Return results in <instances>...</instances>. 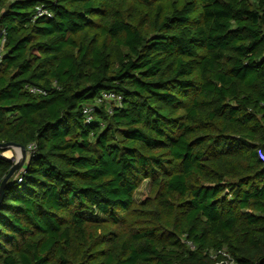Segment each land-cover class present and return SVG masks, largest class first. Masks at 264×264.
Wrapping results in <instances>:
<instances>
[{
  "label": "trees",
  "instance_id": "obj_1",
  "mask_svg": "<svg viewBox=\"0 0 264 264\" xmlns=\"http://www.w3.org/2000/svg\"><path fill=\"white\" fill-rule=\"evenodd\" d=\"M5 143L0 264H264V0H0Z\"/></svg>",
  "mask_w": 264,
  "mask_h": 264
},
{
  "label": "built area",
  "instance_id": "obj_2",
  "mask_svg": "<svg viewBox=\"0 0 264 264\" xmlns=\"http://www.w3.org/2000/svg\"><path fill=\"white\" fill-rule=\"evenodd\" d=\"M35 18H52L51 13L46 10L43 6H37L35 8ZM1 34H3V32H1ZM29 92L32 94H44V91L35 88V87H30L29 88ZM121 97L119 95H116L114 93H104L101 95V97L98 99V103H102V102H107V103H113L116 106H120L121 105ZM92 113H93V108L89 107V108H85L83 110V114L86 117V121L90 122L92 119ZM1 156L3 157V155L1 154ZM8 159V158H7ZM264 162V157L261 158ZM215 255H220L221 257L225 258L224 260V264H233L231 259L229 258V256L223 252V251H217Z\"/></svg>",
  "mask_w": 264,
  "mask_h": 264
},
{
  "label": "rangeland",
  "instance_id": "obj_3",
  "mask_svg": "<svg viewBox=\"0 0 264 264\" xmlns=\"http://www.w3.org/2000/svg\"><path fill=\"white\" fill-rule=\"evenodd\" d=\"M3 157L8 158L10 160H12L13 162L15 161H20V152L16 149H11V150H6L2 153ZM26 161V157L24 162ZM149 187H150V183L149 182H144L140 188L137 190V192L134 195V199L137 203H142L149 194ZM87 217H89L90 219H94V220H101L102 217L99 215H86Z\"/></svg>",
  "mask_w": 264,
  "mask_h": 264
},
{
  "label": "water",
  "instance_id": "obj_4",
  "mask_svg": "<svg viewBox=\"0 0 264 264\" xmlns=\"http://www.w3.org/2000/svg\"><path fill=\"white\" fill-rule=\"evenodd\" d=\"M11 149H16L20 152V161L14 162L9 173L5 176V178L1 182V185H0V201H1L2 193H3V189L6 186V183L11 178V176L23 165L24 160H25V156H26L24 148L18 144H15V143L0 144V150L3 152L6 150H11Z\"/></svg>",
  "mask_w": 264,
  "mask_h": 264
}]
</instances>
